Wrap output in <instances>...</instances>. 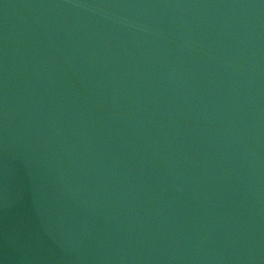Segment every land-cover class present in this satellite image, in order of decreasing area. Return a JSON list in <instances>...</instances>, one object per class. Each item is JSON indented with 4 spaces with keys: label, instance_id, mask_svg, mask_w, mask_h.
Wrapping results in <instances>:
<instances>
[{
    "label": "water",
    "instance_id": "obj_1",
    "mask_svg": "<svg viewBox=\"0 0 264 264\" xmlns=\"http://www.w3.org/2000/svg\"><path fill=\"white\" fill-rule=\"evenodd\" d=\"M0 264H264V0H0Z\"/></svg>",
    "mask_w": 264,
    "mask_h": 264
}]
</instances>
